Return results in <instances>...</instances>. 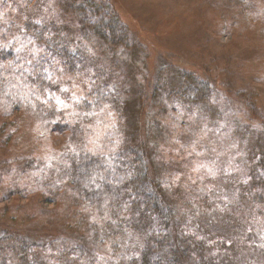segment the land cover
<instances>
[{"label":"rangeland","instance_id":"1","mask_svg":"<svg viewBox=\"0 0 264 264\" xmlns=\"http://www.w3.org/2000/svg\"><path fill=\"white\" fill-rule=\"evenodd\" d=\"M116 17L118 25H113ZM94 25H100L97 32L106 41H94ZM113 34L124 38L126 50L109 39ZM52 36L80 50L90 44L86 54L124 99L114 110L89 108L93 115L87 117L86 137L91 149L134 147L146 157L152 185L176 182L173 190H163L179 211L186 201L193 211L192 197L222 198L232 213L261 217L250 222L252 238L264 232V200L258 196L264 194V179L254 192L259 184L250 178L248 187L233 189L256 167L254 150L264 155V0H0V53L10 55L0 57V166L24 158L63 166L54 153L67 146L72 133L68 122L91 99L84 76L49 52L46 41ZM182 82L191 92L174 96L181 98L180 105L153 97L157 89L180 93ZM202 88L212 89L217 107L187 106L198 103ZM70 142L71 148L76 138ZM2 181L0 238L52 247L67 239L68 246L84 243L91 250L89 237L60 226L74 210L71 200L43 196L36 189L8 196ZM245 191L253 192L251 200ZM252 198L262 204L254 207ZM205 203L216 206L203 200L195 210L203 211ZM261 248L255 255L264 264ZM94 250L109 252L101 245Z\"/></svg>","mask_w":264,"mask_h":264},{"label":"trees","instance_id":"2","mask_svg":"<svg viewBox=\"0 0 264 264\" xmlns=\"http://www.w3.org/2000/svg\"><path fill=\"white\" fill-rule=\"evenodd\" d=\"M97 6L99 4L94 3V7ZM86 8L89 9L88 5ZM102 12L100 10V13ZM115 19H111L112 24L118 25V18L117 21ZM31 26L32 23L25 24V28ZM99 27L100 25L91 26L94 30L91 35L97 39L94 41L102 43L106 40L103 39L102 33L97 32ZM49 38L51 40L46 41L52 47L49 52L57 59H62L68 69L79 71L84 76L91 97L85 100L79 116L68 122L72 129L69 142L76 138V144L70 148L68 142L61 151L54 153L55 159L63 164L56 166L57 168L51 163H48V168L42 158L3 162L0 166V180H6L8 196L36 189V193L43 196L71 200L74 210H68L63 225L59 224V219L56 224L67 228L73 234L82 233L86 236L85 240L89 237L94 244L89 250L84 243L80 245L73 242L68 246L67 239H64V244L59 245L61 239H58L56 246L52 247L53 245L28 239L22 241L2 236L0 264H263L257 262L255 252L263 250L261 247L264 246V240L260 237L264 232L254 239L251 232L255 231V228L250 225V222L253 224L256 221L255 218H261L259 215L244 218L238 212L229 211L226 200L212 197L207 200L206 195L202 198L192 197L193 211H190L191 207L188 209L191 204L188 205L187 201L186 206L179 211L173 198L168 199L169 194L166 191L173 190L176 182L172 180V184H169L160 180L162 183L158 181V188L152 185L146 173V157L142 153L140 155L137 149L121 148L115 152L91 149L86 137V126L89 125L87 117L93 115L89 108L109 106L114 110L116 104H124V99L117 95L107 82V74L103 69L94 66L92 60L95 58L89 55L90 52L86 54V49L92 48L90 44L82 46L80 50L76 49L74 44L57 42L53 36ZM109 39L120 42V50L128 48L122 45V37L117 38L113 34ZM9 56V53H0L2 59ZM112 67L116 66L113 64ZM190 87L183 86L182 82L180 93H165L157 89L153 97L164 100L163 103L168 105H180L181 98L176 99L174 96H182V91L187 95V92H191ZM198 98V103H189L187 106L197 109L203 104L210 108L218 106L212 89L209 92L208 89L202 88ZM8 101L10 102V99ZM239 132L242 135L246 133L240 128ZM254 151L252 166L256 167L249 169L254 168L251 174L249 172V175L239 178V185L233 188L237 191L249 186V178L259 184L253 192L262 187L260 181L264 179V155ZM164 187L167 189L163 190ZM253 192L245 191L248 200ZM258 196L264 200L263 193ZM203 200L210 201V205L214 201L216 206L207 207L205 203L203 211L195 210L196 203ZM258 201H253L254 207L262 204ZM262 213L264 214V210ZM191 223L199 225V229L205 232L194 231L189 225ZM100 245L107 246L108 255L94 250ZM249 252L254 256L247 257ZM2 255L4 258H1Z\"/></svg>","mask_w":264,"mask_h":264}]
</instances>
